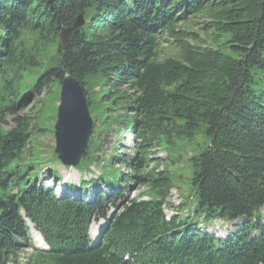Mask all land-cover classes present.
I'll use <instances>...</instances> for the list:
<instances>
[{
  "label": "trees",
  "instance_id": "trees-1",
  "mask_svg": "<svg viewBox=\"0 0 264 264\" xmlns=\"http://www.w3.org/2000/svg\"><path fill=\"white\" fill-rule=\"evenodd\" d=\"M80 13L85 24L63 47L59 34ZM164 40L170 53L160 59ZM65 75L84 85L99 120L93 131L105 130L102 121L114 125L124 99L130 123L118 129L137 139L132 155L119 160L130 172L92 179L103 187L88 200L39 186L33 171L34 145L47 131L45 98ZM89 82L99 90L89 92ZM34 93L44 94L36 114L26 107ZM198 132L208 145L188 157L193 213L205 224L246 219L226 239L179 212L166 218L170 172L150 165L163 142ZM90 142L78 171L97 161ZM124 177L147 185V199H124ZM263 207L264 0H0V264L14 262L28 239L26 219L48 244L30 264H264ZM100 218L106 226L93 240L88 229Z\"/></svg>",
  "mask_w": 264,
  "mask_h": 264
},
{
  "label": "rangeland",
  "instance_id": "rangeland-1",
  "mask_svg": "<svg viewBox=\"0 0 264 264\" xmlns=\"http://www.w3.org/2000/svg\"><path fill=\"white\" fill-rule=\"evenodd\" d=\"M193 31L199 34L198 40L201 43L205 42V36L201 32V24L199 21H193ZM170 53L169 42L162 41L161 48L159 50V58L163 59ZM256 84L254 88L256 90L261 86L260 78H255ZM99 85L94 86L92 83L86 85V89L89 92L99 90ZM108 92V89H105ZM60 88H54V92L49 94L45 98V106L42 112L43 127L47 128V131L42 133L34 145V156L36 160L33 162L37 163L33 171H39L37 177V184L41 187H51L57 194L66 193L71 184L74 185V189L80 186L82 180H85L88 184L83 187L81 195L84 196L85 200L92 197V193L102 188V184H96L92 179H97L103 172L105 173L107 180H118L120 173H129V167L127 165L120 164L119 160H127L132 155V148L135 146L137 139L134 134L127 132L125 129L120 131L118 127H121L118 123L126 121L130 123V116L127 110L123 108L127 104L124 99L120 100V104L116 106L117 111L113 113L111 122L114 125L107 127V123H103L105 130L99 131L96 127L99 126V120L94 117V131L92 130L91 142L89 149L95 152L97 161L89 167L88 170L78 171L73 166H64L60 163L54 154L55 137H54V122L57 115V105L59 102ZM43 93H34L33 97L27 100V108L30 113L36 114L38 108L43 104ZM115 95L112 94L111 98L107 100V104L110 103L111 99H114ZM125 112V113H124ZM107 116V113H105ZM7 124L5 127L10 129L14 127V121L12 115L6 116ZM102 119H105L104 116ZM53 123V124H52ZM51 124V125H50ZM208 145V137L202 132H198L192 138L180 137L175 140L174 145H169L163 142L160 147H156L150 153L151 164L156 166L159 171L168 169L170 177L172 179V187L169 191L168 197L166 198V204L163 206L164 213L167 218L172 217L176 212L184 219L188 216L191 223L198 224V228L201 232L208 233L217 239H226L230 237L235 231L242 228L243 223L246 219L235 220V221H223L215 220L211 223L205 224L202 221V213H193L195 204L197 203L196 193L194 187L190 183V168L188 167V157L192 154H198L202 152ZM117 152L119 155H117ZM113 156L117 158L113 159ZM111 162L113 164H111ZM31 177L35 176L32 174ZM123 182L126 185V189L123 191L122 196L126 198L139 197L140 199H147L145 194L147 185H139L129 177H124ZM120 183V182H119ZM77 192H74V195ZM193 197V200L191 199ZM120 204V202H118ZM113 211V210H111ZM110 211V213H111ZM261 222H264V207L260 210ZM104 223L95 220L90 225L91 238L94 239L98 228ZM35 229L29 231V237L27 240L21 242V249L19 250L15 261L10 264H30L34 253L38 250H44L47 245L44 244L40 239L39 234L34 232ZM39 240V242H37ZM42 245V246H41Z\"/></svg>",
  "mask_w": 264,
  "mask_h": 264
},
{
  "label": "water",
  "instance_id": "water-1",
  "mask_svg": "<svg viewBox=\"0 0 264 264\" xmlns=\"http://www.w3.org/2000/svg\"><path fill=\"white\" fill-rule=\"evenodd\" d=\"M84 24L80 13L72 26L62 28L60 44L67 47L73 33ZM93 124L84 85L77 78L65 75L61 80L54 123V152L62 165L75 167L79 164L88 146Z\"/></svg>",
  "mask_w": 264,
  "mask_h": 264
},
{
  "label": "bare ground",
  "instance_id": "bare-ground-1",
  "mask_svg": "<svg viewBox=\"0 0 264 264\" xmlns=\"http://www.w3.org/2000/svg\"><path fill=\"white\" fill-rule=\"evenodd\" d=\"M32 225L33 224L31 222H29L30 231L33 230V229H35V228H33L34 226H32ZM34 232L38 233L36 230ZM90 234H92V233L90 232ZM37 242H39V240Z\"/></svg>",
  "mask_w": 264,
  "mask_h": 264
}]
</instances>
